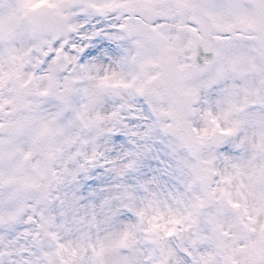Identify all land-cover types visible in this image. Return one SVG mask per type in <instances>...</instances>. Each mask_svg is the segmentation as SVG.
<instances>
[{"label": "snow or ice", "instance_id": "snow-or-ice-1", "mask_svg": "<svg viewBox=\"0 0 264 264\" xmlns=\"http://www.w3.org/2000/svg\"><path fill=\"white\" fill-rule=\"evenodd\" d=\"M0 264H264V0H0Z\"/></svg>", "mask_w": 264, "mask_h": 264}]
</instances>
